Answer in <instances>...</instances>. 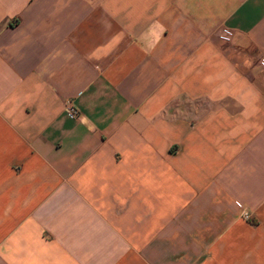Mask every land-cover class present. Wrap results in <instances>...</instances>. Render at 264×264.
I'll return each mask as SVG.
<instances>
[{
  "label": "crops",
  "instance_id": "0c3cea01",
  "mask_svg": "<svg viewBox=\"0 0 264 264\" xmlns=\"http://www.w3.org/2000/svg\"><path fill=\"white\" fill-rule=\"evenodd\" d=\"M262 57L264 0H0V264H264Z\"/></svg>",
  "mask_w": 264,
  "mask_h": 264
},
{
  "label": "built area",
  "instance_id": "2783aa9c",
  "mask_svg": "<svg viewBox=\"0 0 264 264\" xmlns=\"http://www.w3.org/2000/svg\"><path fill=\"white\" fill-rule=\"evenodd\" d=\"M232 34H233L232 29H230V28L224 26V27L222 28V31L219 32L218 36H219L221 39L228 41V40H230V39L232 38ZM260 62H261L262 64H264V57H262V58L260 59ZM65 106H66V109L69 111V113H71L72 115H76V114H77V109L73 106L71 100H68V101L66 102V105H65ZM244 215H245L246 217H249V213H247V212H245Z\"/></svg>",
  "mask_w": 264,
  "mask_h": 264
}]
</instances>
